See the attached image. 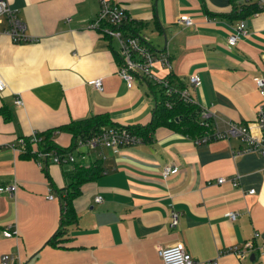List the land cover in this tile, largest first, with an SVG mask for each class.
Segmentation results:
<instances>
[{
    "label": "crops",
    "instance_id": "obj_1",
    "mask_svg": "<svg viewBox=\"0 0 264 264\" xmlns=\"http://www.w3.org/2000/svg\"><path fill=\"white\" fill-rule=\"evenodd\" d=\"M8 1L36 40L16 43L0 33L6 82L0 92V186H18L14 194L0 192V264L5 253L16 264H163L160 249L177 243L191 252L194 264H264V156L241 153L247 143L238 137L196 144L197 136L154 120L158 87L141 76L129 88L119 74L118 41L90 27L100 0ZM112 1L127 13L125 33L143 36L170 56L172 70L157 66L155 72L187 87L215 113L220 129L230 121L256 120L262 96L254 77L264 76V0ZM180 16L191 17L193 25L181 24ZM241 22L248 34L230 46L228 37ZM193 73L201 86L188 84ZM100 77L102 91L92 85ZM98 115L109 121L105 126L154 128L150 138L118 153L90 151L83 165L45 161L21 149L20 139L34 132H50L54 146L73 149L78 137L64 127ZM166 166H178L179 172L165 178ZM83 167L102 171L80 185L73 199L77 216L63 241L47 244L60 227L64 196L74 191L70 174ZM99 195L102 202L95 200ZM173 212L179 213L175 226ZM229 212L237 218L231 220ZM7 227L14 236H4ZM248 240L255 247L244 257L233 252Z\"/></svg>",
    "mask_w": 264,
    "mask_h": 264
},
{
    "label": "built area",
    "instance_id": "obj_2",
    "mask_svg": "<svg viewBox=\"0 0 264 264\" xmlns=\"http://www.w3.org/2000/svg\"><path fill=\"white\" fill-rule=\"evenodd\" d=\"M248 1V0H243ZM100 10L97 17L90 23L91 28L101 29L111 39L118 41V57H119V74L123 80L126 81L129 88L134 87L136 81L142 76L150 82L157 84L163 88L166 95H179L181 99L186 102L198 104L201 107V124L206 126L207 131L201 135L193 138L196 144L207 143L213 140L228 139L231 137H238L247 143V146L241 150L244 152H258L264 156V76L258 75L254 77L262 102L258 109L257 118L249 122H228L225 129H220L216 124V115L209 108L200 105L191 95L187 87L176 86L168 76H160L155 72V67L159 66L168 71L172 70V61L170 56L163 52L152 48L151 43L143 36L138 34H127L122 29V26L128 19L127 13L120 4L112 0H100ZM178 21L185 25L191 26L194 21L189 16H180ZM0 25L4 26L1 32L7 33L14 42H31L36 38L27 33L26 24L18 17L17 11L13 9L8 0H0ZM242 34H248L247 24L241 22L234 27V32L228 37V44L234 46L238 43ZM202 79L199 74L193 73L188 77V84L194 87L201 86ZM92 85L102 91L104 90L103 78H96L92 81ZM6 89V82L0 74V92ZM16 104L21 106L24 100L21 96L16 97ZM172 102H167L171 106ZM210 128V129H209ZM32 141L37 144L41 141L37 132L31 136ZM143 138L133 133L126 126H111L103 128L95 134L89 136H79L73 149H49L38 150V156L43 160H50L54 163H76L86 162L90 159V151H98L104 155L106 148L118 153L124 147L136 144L142 141ZM21 149L27 151L26 140L21 138L19 141ZM12 147L19 149L18 146L12 144ZM85 147L86 151L76 148ZM179 172L178 166H166L163 169V176L165 178L172 174ZM226 178L221 177L218 182L222 183ZM237 186L238 182L234 181ZM17 184H9L0 186V192H9L14 194L17 190ZM254 189L249 193L253 194ZM49 199H54L55 195L50 194ZM97 202L103 201V196L99 195L95 199ZM172 225H177L179 221V213L173 212ZM228 217L231 220L237 218L236 212H229ZM16 231L11 227L3 230L6 237L14 236ZM256 233L255 236H258ZM255 244L252 240L244 242L242 246H235L232 250L241 257H244L246 251L253 249ZM264 251V246L262 248ZM160 257L163 264H194L195 260L190 251L187 250L183 243L173 244L171 246L160 249ZM1 264H16V258L10 253H5L2 256ZM206 264H218L217 260H210Z\"/></svg>",
    "mask_w": 264,
    "mask_h": 264
},
{
    "label": "trees",
    "instance_id": "obj_3",
    "mask_svg": "<svg viewBox=\"0 0 264 264\" xmlns=\"http://www.w3.org/2000/svg\"><path fill=\"white\" fill-rule=\"evenodd\" d=\"M118 55V52H117ZM119 56V55H118ZM119 59V57H118ZM170 80L173 82L171 75H168ZM150 82V81H149ZM151 85L154 83L150 82ZM154 86L159 87L157 84ZM161 88V87H160ZM160 99L157 101V104L154 108V120L161 121L171 124L174 128L183 133L195 137L201 136L207 131V127L201 124V107L198 104H193L186 102L179 97V95H166L163 88L160 89ZM167 102H172L171 106L167 105ZM109 123V121L104 116H94L91 118L84 119L82 121H74L69 125H66L64 128L70 130L74 133L76 137L79 136H89L95 134L96 132L102 130ZM112 126H126L133 133L141 136L143 140L150 138L151 129L150 127L139 126V125H112ZM210 129V128H209ZM50 132L43 134L39 132L38 135L41 137V141L37 143L38 150H49V149H60L52 144ZM26 140V149L25 155L36 157L38 156L37 151L32 150L35 143L32 141L31 136L24 138ZM46 161V160H45ZM83 162L76 163L78 165H83ZM102 171L101 167H83L78 168V171L70 174L71 183L70 187H74V191H67L64 200L62 201V219L60 222V227L55 232V234L49 239L47 244H57L63 241V234L68 223L76 219V211L73 207V199L80 193V185L86 181L93 179L97 174ZM67 188L64 189V191ZM63 196V194H61ZM62 199V198H61Z\"/></svg>",
    "mask_w": 264,
    "mask_h": 264
},
{
    "label": "rangeland",
    "instance_id": "obj_4",
    "mask_svg": "<svg viewBox=\"0 0 264 264\" xmlns=\"http://www.w3.org/2000/svg\"><path fill=\"white\" fill-rule=\"evenodd\" d=\"M116 44V43H115ZM161 88L160 87H158L157 88V90L159 91ZM109 149L108 148H106V152L108 151ZM95 156V154H93V157Z\"/></svg>",
    "mask_w": 264,
    "mask_h": 264
}]
</instances>
